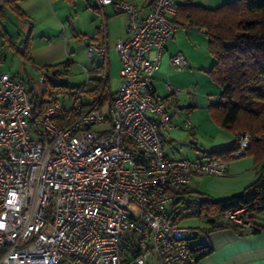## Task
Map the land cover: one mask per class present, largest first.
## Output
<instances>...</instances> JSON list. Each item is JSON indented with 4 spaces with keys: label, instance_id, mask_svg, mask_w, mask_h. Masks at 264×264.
I'll return each instance as SVG.
<instances>
[{
    "label": "built area",
    "instance_id": "obj_1",
    "mask_svg": "<svg viewBox=\"0 0 264 264\" xmlns=\"http://www.w3.org/2000/svg\"><path fill=\"white\" fill-rule=\"evenodd\" d=\"M177 1L151 0L141 17L131 0H97L129 22L128 37L114 44L121 84L108 111L85 104L81 89L40 109L28 81L0 57V264H196V231L173 221V190L193 175H225L227 164L163 149L160 128L174 126L176 102L171 85L166 95L154 90L152 76L176 31ZM106 50L94 34L88 55ZM170 62L181 70L185 58ZM35 77L45 80L40 70ZM248 145L243 131L232 157ZM215 218L246 230L254 223L246 206Z\"/></svg>",
    "mask_w": 264,
    "mask_h": 264
},
{
    "label": "crops",
    "instance_id": "obj_2",
    "mask_svg": "<svg viewBox=\"0 0 264 264\" xmlns=\"http://www.w3.org/2000/svg\"><path fill=\"white\" fill-rule=\"evenodd\" d=\"M131 1L139 6L141 17L146 14L151 2ZM191 1L213 8L230 0ZM184 2L185 0H178L177 4ZM16 5L27 20L20 22L9 12V18L0 22V31L5 30L10 40L3 38L1 34L0 38L3 45L10 47L9 43L18 45L24 34H29L27 46L30 48L31 62L24 61L14 47L10 48L32 67L34 74L44 64L66 59L72 60L73 64L79 49H85L87 53V45L94 34L98 35L99 42L107 43L104 58L96 54L91 57L87 53L90 58L99 57L101 61L96 66L91 64L86 72H97V77L94 78L97 83L90 89L99 85L106 91L108 97L99 105L101 109L108 111L111 98L117 94L121 84L120 60L114 44L119 38L128 37L127 14L115 11L111 4L101 6L97 0H17ZM177 10L182 12L181 9ZM171 17L177 28L166 42L160 67L152 76L154 90L166 95L167 85H171L176 102L172 119L174 126L160 128L163 149L169 157L209 158L210 151L232 144L236 137L233 131L221 127L211 115L210 105L220 99L216 97L220 87L211 80L212 77L207 71L213 58L208 50L205 30L187 24L183 20V13V18L177 16V12ZM177 53L185 58L181 70L176 69L170 62V57ZM2 56L0 53L1 58ZM113 66L118 68L115 69L117 77L114 88L109 82ZM2 68L4 69V63ZM27 81L31 86V80ZM82 85L85 91L90 90ZM82 99L88 105L92 103L94 96L82 94ZM184 121L190 122L189 129L182 127ZM224 161L227 164L225 175H193L187 187L221 199L241 191L257 177V168L251 155L229 157ZM255 220L262 222L257 218ZM241 230V234L233 228L208 232L206 241L213 251L196 264H264V230L254 234L247 233L244 228Z\"/></svg>",
    "mask_w": 264,
    "mask_h": 264
},
{
    "label": "trees",
    "instance_id": "obj_3",
    "mask_svg": "<svg viewBox=\"0 0 264 264\" xmlns=\"http://www.w3.org/2000/svg\"><path fill=\"white\" fill-rule=\"evenodd\" d=\"M16 1L0 0V22L9 18V12L20 22L27 20ZM177 9L182 11L177 10V16L183 18V13V20L187 24L205 30L208 50L213 58L207 71L220 87V99L210 105L211 115L221 127L233 131L236 137L232 144L210 151L209 156L224 160L232 157L231 153L238 148V136L245 131L249 135V145L244 155L253 157L257 177L241 191L221 199L198 193L187 186L175 188V197L169 208L173 221L195 214L208 223L204 228L205 234L223 228H233L241 234L242 227L228 220H218L215 214L246 206L254 220L253 226L246 232L259 233L264 230V0H230L213 8L185 0L177 4ZM0 34L10 40L5 30ZM29 39L27 33L18 45L9 43L26 62H31L30 48L27 46ZM71 65L72 60L66 59L39 67L45 80L37 92L30 86L37 107L44 109L56 95L65 93L70 97L80 89L81 93L94 96L91 105L100 107L99 104L108 95L99 85L85 91L82 84L57 82L63 73L61 68L67 69ZM13 75L19 77L18 74ZM256 218L262 222H257ZM189 248L196 255V262L213 251L206 240L189 244Z\"/></svg>",
    "mask_w": 264,
    "mask_h": 264
},
{
    "label": "rangeland",
    "instance_id": "obj_4",
    "mask_svg": "<svg viewBox=\"0 0 264 264\" xmlns=\"http://www.w3.org/2000/svg\"><path fill=\"white\" fill-rule=\"evenodd\" d=\"M17 33V31H16ZM13 34V33H12ZM0 53L3 55V63H4V69L10 72L11 74H18L19 77L23 79H30L31 80V87L34 91H38L42 84L36 81L35 74L33 72L32 67L24 62L22 58L19 56L18 53H16L12 48L7 47L5 44L3 45L2 40L0 38ZM77 56L75 58V62L68 67L67 69L62 67L61 71L63 72L60 77L57 78V82H66L71 85H79L84 84L86 89H90L95 82L94 80L97 76V72H93L90 70L89 74H87L86 69H88L91 64L93 66H96L100 63V58H90L86 50L79 49L77 52ZM113 59V58H112ZM115 69H118L117 66H113L110 73V84L111 87L114 88L116 85V73ZM211 78V77H210ZM200 79V78H197ZM211 80H213L211 78ZM218 90V89H217ZM82 94H87V92H82ZM61 98L68 97L67 94L61 93L59 94ZM217 98H220V90L217 91L216 94ZM214 124L217 125L215 122ZM96 128L97 126L94 125ZM194 194V193H193ZM180 225L182 226H189L193 227L196 231V236L194 238L190 239V244H196V243H203L206 240V234L204 231V228L208 225V223L205 221L203 217H199L197 215H189L187 217L180 218Z\"/></svg>",
    "mask_w": 264,
    "mask_h": 264
}]
</instances>
